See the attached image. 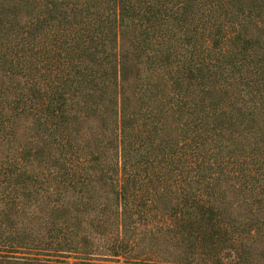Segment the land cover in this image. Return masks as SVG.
<instances>
[{"label":"trees","instance_id":"obj_1","mask_svg":"<svg viewBox=\"0 0 264 264\" xmlns=\"http://www.w3.org/2000/svg\"><path fill=\"white\" fill-rule=\"evenodd\" d=\"M0 264H264V0H0Z\"/></svg>","mask_w":264,"mask_h":264},{"label":"rangeland","instance_id":"obj_2","mask_svg":"<svg viewBox=\"0 0 264 264\" xmlns=\"http://www.w3.org/2000/svg\"><path fill=\"white\" fill-rule=\"evenodd\" d=\"M123 46H125L126 44H125V42L123 41V44H122Z\"/></svg>","mask_w":264,"mask_h":264}]
</instances>
